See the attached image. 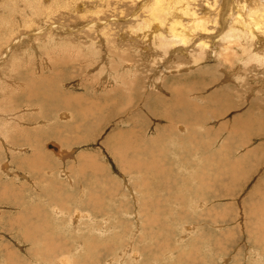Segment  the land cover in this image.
Returning <instances> with one entry per match:
<instances>
[{
  "label": "rangeland",
  "instance_id": "374dc122",
  "mask_svg": "<svg viewBox=\"0 0 264 264\" xmlns=\"http://www.w3.org/2000/svg\"><path fill=\"white\" fill-rule=\"evenodd\" d=\"M1 1L0 10L6 12L7 8L4 6L7 7L9 0ZM52 1L48 0V2ZM123 1L109 0L112 4L114 2V8L105 6L106 8L103 9L100 6L101 0H76L73 4L78 5L77 9L65 13H62V9H56L51 5L50 16H52L53 22H57V20L59 22L60 15L69 17V20L66 19L69 23L72 21L70 25L82 21L91 24V22H95V18L97 24L105 22V19L108 24L113 22V27L111 23L109 25L110 33H112L111 39L122 42V47L126 44L125 46L130 48V58L133 59L131 62L135 63L134 70H136V81L139 88L133 90L137 95L129 100L134 104L131 107H128L129 103L125 104V99L128 100L125 94L129 90L125 88V85H119L122 83L117 85L121 91L116 92L115 103L113 104L111 99H108L114 98V90L111 87L107 91L102 89L101 84H109L104 82L103 78L99 79L95 69L94 73H91L94 77L83 76L79 74L80 70L77 68L64 70V67L61 66L41 65V56H38L39 58H31L37 65L20 66L13 72L11 64L14 59H11L12 55L10 54L27 48L30 43L27 37L38 32L36 29V31H32L31 27L24 23H21L20 27L18 20L23 17L24 6L20 1L17 3L19 11L17 9L16 12L18 15L20 12V15L18 16L15 12L17 26L13 37L16 41L13 39L11 44L14 42L19 44L8 51L9 56H6L3 64H0L1 80L4 74L10 73L8 78L10 81L11 77L14 78L12 83L14 86L9 85L10 88L12 87V94L10 99L6 100L3 92L7 91L6 93H8L9 91L3 90L2 92L0 85V111L10 108V112L11 109H15L13 117L23 115L25 118L23 122H27L22 127L21 124L18 126V122L13 121L8 123L9 125L6 124L5 127V120L0 119V138L4 141L3 145L0 139V168L2 169H0V264H49L50 260L57 259L58 261V258L63 255H72L78 262L77 264H83V262L84 264H116V262L118 264H264V238L261 240L263 247L258 249L259 242H252L248 233L252 224L261 226L260 229L264 230V225H260V222L264 221V215H252L250 211V206L256 207L254 210L262 207L264 209V66L259 68L256 66L257 61H251V59L240 61V64L237 63L235 60L236 49L234 51L230 49L232 54L229 53L227 56L228 52L225 51V47H228L229 44L226 39H221V35L217 34L224 28H221V22H219L218 2H216L217 7L214 11V8L211 7L215 4L214 0H187L191 12L198 17L205 18V30L201 33L204 35L210 33L212 36L217 34V36L204 38L208 40L210 48H206L202 55L199 54L197 62L192 55L200 50L188 48L186 53L179 55H175V53L170 57V61L166 62L168 65H164L162 71L160 70L162 60H155L149 56V54L154 55L156 49H150L153 47L151 40L142 34L143 30L148 31V27H143L141 31H135L138 26H134V24L139 21H134V17L132 20L131 16L132 13L137 14L136 12H138L140 15H137L141 17L139 18L137 15L135 17L143 20L147 13L143 11V7L138 8V5L137 10L131 0ZM229 1L233 0H223L225 9H228V5L230 8ZM90 2L94 5L92 6ZM238 2L241 4V0ZM123 7L125 8L123 9ZM141 8L143 9L141 10ZM21 9L23 10L21 11ZM99 9L100 13H96V10L99 11ZM89 10L90 12H86ZM1 11L0 17L4 13ZM203 12L208 16L204 17ZM231 12L230 10L227 13ZM119 13H121L120 16ZM97 16L102 18L100 22ZM127 16L128 19H126ZM125 20L126 22H124ZM116 21L119 24L117 27L114 26L117 24ZM40 23L35 27L43 25L42 22ZM215 23L216 25H214ZM124 24L128 25V28ZM129 24L131 25L129 26ZM92 27H94L93 24ZM95 28L96 26L93 29L98 31V28ZM118 30L126 38L128 37L127 40L130 43L124 38L119 40V36H123ZM224 30L226 31V28ZM1 32L3 31L1 30ZM139 32L140 34H138ZM132 34L134 36L138 34L136 36L138 40ZM21 35H23V39L19 41ZM129 35H132L131 39ZM262 36H264V32H262ZM131 41L134 43V47H130ZM254 43V47L257 49L258 44ZM2 46L4 45L0 39V59L4 55L3 49H5ZM141 46H143V50ZM263 46L258 47L259 53L264 52ZM102 48V52H105V47ZM148 49L151 50V53ZM241 51L243 50L241 49ZM159 52L162 50L157 49L155 55ZM158 56L156 55V57ZM225 60L228 61L225 62ZM107 67L112 68L110 65ZM236 68L237 73H235ZM55 69L66 74L59 83L61 92L76 96L83 95V101L96 99V105L88 106L87 112L83 111L78 114L80 116V120L76 123L78 128L73 125L75 113L69 112L71 107L63 105L62 107L55 105V107L52 104L49 110L41 109L46 118L45 121L41 120L43 116L38 119L36 116H32L38 114L40 110L36 108L37 106L27 107L29 102L26 104L27 101L22 99V93L31 84L29 75L35 74V77L37 74L51 75L57 72ZM202 70L206 72L202 74ZM261 73L263 76L260 75ZM235 75L242 76L239 84ZM118 80L123 81V79ZM96 83L97 91L92 87ZM149 83L152 84L149 85ZM17 86L18 89L13 90ZM149 94L152 97H149ZM157 95H159L158 98ZM13 97L14 99H12ZM254 99L255 101H253ZM171 103H174L175 106ZM253 103L254 105H252ZM116 104L119 105V108L115 109ZM100 105L105 108L101 109ZM1 106H4L2 110ZM242 106L247 107L245 109L247 111ZM151 107L152 113H150ZM24 108L26 110H23ZM255 108L256 110H253ZM64 112L67 113L68 120L59 116ZM248 112H250V116L247 114ZM91 113L94 114L93 117H91ZM29 116L34 117L33 121L27 119L31 118ZM232 118L233 122H230ZM238 120L240 121L238 122ZM249 120L252 121L248 125L250 128L247 126L248 132H243L244 123L245 121L248 123ZM224 124L229 125L225 126ZM8 126L9 128H7ZM131 127H135L136 130V134H131L132 139L144 141L147 144L152 142V155L145 150L140 153L150 159L143 161L144 158L141 157L139 161L132 150L127 151V156L119 158L116 153L112 154L108 150L118 137L120 139L117 130ZM2 130L4 131L2 132ZM4 132H8L10 143L4 138ZM253 132L259 135L255 136L256 134ZM77 135L80 136L78 140L76 139ZM51 143L58 145L62 149L63 155L50 149L48 145ZM245 144L247 145L244 146ZM37 153L40 155H36ZM32 156H35L40 160L39 162L46 166L39 168L35 163L30 164ZM41 157L42 159H40ZM23 159H26L27 162L20 168L18 164ZM239 159L241 161L237 165ZM136 161L139 162V165ZM30 165L33 166L30 167ZM60 168H63V171ZM5 170L10 175L2 172ZM251 195H253L252 198ZM54 205H58L63 212L60 210L54 214L52 212ZM37 209L40 216L36 212ZM71 219L72 221L77 219V221L74 223ZM67 221H71L73 226H69ZM37 223L40 225V229L36 230L35 228L38 226L35 224ZM94 226L96 227L94 228ZM42 227L44 236H42V231H39ZM186 227L190 230H187ZM251 233L254 234V231ZM45 236L48 239L47 243L40 241ZM51 239L53 241H50ZM44 244L56 250L54 252L46 250L49 254H45L40 249ZM133 253L136 255L134 256ZM255 253L258 255L254 256ZM110 259L113 261L112 263H108ZM255 259H257L256 263Z\"/></svg>",
  "mask_w": 264,
  "mask_h": 264
},
{
  "label": "bare ground",
  "instance_id": "6f19581e",
  "mask_svg": "<svg viewBox=\"0 0 264 264\" xmlns=\"http://www.w3.org/2000/svg\"><path fill=\"white\" fill-rule=\"evenodd\" d=\"M1 1V0H0ZM3 1H6V0H3ZM1 1V2H3ZM18 1H20L22 3V5L24 6V11H23V17L21 18V20H18L20 21L19 22V25L21 27V23H24L25 25H28L29 27H31V30L32 31H36L38 30V32L36 31L35 34H31L29 36V38L27 37V40L29 39L30 40V43L28 44V47L23 49V50H17V51H14L12 52L10 55L11 56V59H14L12 61V70L13 72H15L18 67L20 66H24L27 64H32V66L35 64L37 65L35 62H33L31 60V58H34L35 57H38V56H41L40 57V60H41V65H45V66H48V67H56V66H61V67H64L63 69H70V68H77L80 70V73L81 75L83 76H88V75H91L93 76V74H91L93 72V70L95 69L97 72V74L99 75V79H102V80H105L104 82H106L107 84L109 85H102V89L104 91H107V89L109 87H111L112 90H114V98H108V99H111L112 103L114 104V100H117L116 97V92L119 90V88H117V85L118 83H122V84H119V85H125V88L129 90V92L127 94H125V97L128 99L126 100L125 99V104L129 103L128 104V107H131L133 102L129 100H132L136 95L137 93L136 92H133V90H138L139 88V85L137 84V76H136V70H134V66H135V63L134 62H131L133 59H131V53L129 52L130 48L128 46H125L126 44H124V47H122V42H116L115 40V37H114V40L111 39V34L110 33V23H106V19H105V22H102L100 24H97L98 22L94 19V21L96 22H91V24H89L90 22H85L83 23L82 22H76L74 23V25H70L72 24L70 21L67 22V17L63 16V15H60L61 16V20H63L62 22H53L51 20L52 16H50L51 14V11L50 9H52V6L53 7L55 6V8H60L62 9V13H65V12H68L70 10L72 11H75L77 9V6L78 5H74L73 3L76 1V0H51L52 2H48V0H9L7 1L6 3L8 4L7 7L4 6L5 8H7L4 12V11H1V12H4L2 13L1 17H0V29L3 31L1 32L0 30V39L2 41V47H5L4 50V55H2V59H0V64L2 63L3 64V60L6 56H9L8 55V51L11 50L13 47L17 46L19 43H13L11 44V41L14 39V31L16 30V22H15V19H16V10L18 9L19 11V8H17V3ZM102 3H100L101 7L104 9L106 7H110L112 8L114 5V2L112 4V2H109V0H101ZM123 1V0H122ZM132 2H134V5L135 8L137 7L138 5V8L140 7H143L141 8V10L143 9L144 12L147 13L146 15V18L143 19V20H139L137 17H135V15L138 14V12H136L137 14H131L132 16V20H133V17H134V21H139L137 22V24H134L138 26V28L135 30V31H141L143 27H148V31H144L143 30V33L142 34H145V37L149 38L151 40V43L153 45V47H151L150 49L152 50V48H155L156 50L157 49H160L162 50V52H159L157 53L156 55L158 57H156L155 53H156V50H155V53L154 55H150L152 57V59H158L159 61L162 60L161 62V69L160 70H164V65H168L166 64V62L170 61V57H172L175 53V55H179L180 53H184L185 51H187V49L191 48V50H193L192 48H195V49H199L200 51L198 52H194L192 57L194 58V60L196 59V62L199 60V54L201 53V55L203 54L202 52L205 51V49H209V42H208V37H216L217 34H220L221 35V39H226L227 42H228V47H225V51H227V56L229 55L230 52V49L231 50H235L236 49V52H237V57H236V62L240 64V61H243V60H248V59H251L254 60V61H257V65L259 68L263 67L264 66V52L262 53H259L258 50V47L259 46H263L264 45V40H263V37L262 36V32H264V0H241V4L238 2L240 0H233V1H229V3L231 4L230 8H229V5H228V9H225L226 7L223 6V0H214L215 1V4L211 7H213L214 11L216 10V2H218V7L219 8V17H220V20L219 22H221V28L224 27L222 30H220L217 34H215L216 36H212L210 35H204L202 34L201 32L205 30V18L203 19L202 17H198L196 14H194L193 12H191V9L189 8L188 4H187V0H131ZM213 1V2H214ZM227 1V0H225ZM94 2V1H93ZM97 2V1H95ZM106 2V4H105ZM124 2V1H123ZM127 2V1H126ZM196 2V1H195ZM5 3V4H6ZM89 3V2H87ZM125 3V2H124ZM228 3V2H227ZM78 4V3H77ZM86 4V3H85ZM90 4L92 5V2H90ZM96 4V3H95ZM117 4V3H116ZM115 4V6H116ZM126 4V3H125ZM131 4V3H130ZM226 4V3H225ZM21 5V6H22ZM94 5V4H93ZM92 5V6H93ZM118 5V4H117ZM19 6V7H21ZM22 6V7H23ZM87 6V5H85ZM106 6V7H105ZM125 6V5H124ZM221 6V8H220ZM21 7V8H22ZM71 7V9H70ZM88 7V6H87ZM91 7V6H90ZM120 7V6H119ZM131 7V5H130ZM195 7V5H194ZM54 8V9H55ZM79 8V7H78ZM95 8V7H94ZM114 8V7H113ZM125 7H123L124 9ZM138 8H136L138 10ZM208 8V7H207ZM4 9V8H3ZM82 9V8H81ZM80 9V10H81ZM90 9V8H89ZM96 9V8H95ZM121 9V8H120ZM195 9V8H194ZM23 9H21L22 11ZM79 10V9H78ZM79 10V11H80ZM86 10V9H84ZM112 10V9H111ZM119 10V9H118ZM135 10V9H134ZM212 10V9H211ZM210 10V11H211ZM232 11L231 13H227L228 11ZM50 11V13H49ZM61 11V10H60ZM100 9L99 11L96 10V13H100ZM114 11V9H113ZM129 11V10H128ZM132 11V10H131ZM130 11V12H131ZM207 11V10H206ZM86 12H90L89 11H86ZM120 12V11H118ZM126 12V11H125ZM139 12H140V9H139ZM17 13V12H16ZM57 13V12H56ZM59 13V12H58ZM93 13V12H91ZM106 13V12H105ZM110 13V12H108ZM112 13V12H111ZM143 13V12H142ZM206 13V12H205ZM213 13V12H212ZM1 14V13H0ZM84 14V13H83ZM127 14V13H126ZM204 14V12H203ZM211 15V12L209 13ZM215 14V13H214ZM217 14V13H216ZM18 15V13H17ZM19 15H20V12H19ZM18 15V16H19ZM58 15V14H57ZM58 15V16H59ZM85 15V14H84ZM96 15V14H95ZM113 15V14H112ZM121 15V13H119V16ZM123 15V14H122ZM128 15V14H127ZM140 15V13L138 14ZM137 15V16H138ZM202 15V14H201ZM205 15V14H204ZM213 15V14H212ZM92 16V15H91ZM129 16V18L131 17ZM208 16L207 14L204 16L206 17ZM47 17V19L45 20V18ZM105 17V16H104ZM117 17V16H116ZM125 17V16H124ZM123 17V19H124ZM139 17V16H138ZM141 17V16H140ZM139 17V18H140ZM214 17H216V15H214ZM18 18V17H17ZM39 18V20H38ZM67 18V19H66ZM79 18V17H78ZM85 18V17H84ZM91 18V17H90ZM98 20L100 22V20H102L101 17H98ZM119 18V17H118ZM20 19V17L18 18ZM80 19V18H79ZM110 19H113L110 17ZM126 19H128V16L126 17ZM131 19V18H130ZM210 19V18H208ZM216 19V18H215ZM219 19V18H218ZM217 19V20H218ZM56 20V19H55ZM69 20V19H68ZM92 20V19H91ZM114 20H116L114 18ZM113 20V21H114ZM211 20V19H210ZM17 21V20H16ZM85 21V20H84ZM87 21V20H86ZM130 21V20H128ZM213 21V20H212ZM211 21V22H212ZM40 22H42V26L40 25L35 27L36 25H39L41 24ZM126 22V20L124 21ZM133 22V21H132ZM152 23V24H149V23ZM215 22V20H214ZM39 23V24H38ZM88 23V25H87ZM113 23V22H112ZM111 23V24H112ZM116 23L118 24V21H116ZM208 23V21H207ZM92 24L94 25V27L96 26V28H98V31H95L92 27ZM114 24V26L116 25L119 26V24ZM121 24V23H120ZM209 24V23H208ZM131 24H129L130 26ZM216 25V23L214 24ZM228 26V29H227V26ZM46 26V28H44ZM89 26V27H88ZM125 26V24H124ZM127 28H128V25H126ZM125 26V27H126ZM19 27V28H20ZM39 27V28H38ZM43 29H42V28ZM87 27V28H86ZM112 27H113V24H112ZM115 27V28H116ZM124 27V28H125ZM95 28V29H96ZM124 28H122L124 30ZM131 28V27H130ZM219 28V29H221ZM226 28V31L224 30ZM36 29V30H35ZM146 29V28H144ZM22 30V29H21ZM24 31H26L25 29H23ZM127 30V29H126ZM130 29H128L127 31H129ZM114 31V29H113ZM120 32V30H118ZM117 31V32H118ZM225 31V32H224ZM22 32V31H21ZM27 32V31H26ZM116 32V33H117ZM223 32V33H222ZM23 33V32H22ZM121 35L123 37H120L119 36V40L120 38H124V40H127L128 37L126 38L124 36V34H122V32H120ZM128 33V32H127ZM205 33V32H204ZM26 34V33H25ZM28 34V33H27ZM140 34V32L138 33ZM137 34V35H138ZM20 35V34H19ZM24 35V34H23ZM23 35L19 36V41L20 39H23ZM120 35V34H119ZM134 36V34H132ZM131 35V36H132ZM137 35H135L134 37L137 38L138 40V37H136ZM117 36H118V33H117ZM130 36V35H129ZM131 36H130V39H131ZM141 36V35H140ZM219 36V35H218ZM13 37V38H12ZM207 39L205 40L204 38ZM133 38V37H132ZM211 38V39H212ZM141 39V38H139ZM144 39V38H142ZM15 40V39H14ZM16 41V40H15ZM121 41V40H120ZM130 41V40H129ZM215 41V39H214ZM213 41V42H214ZM124 42V41H123ZM128 42V40H127ZM132 42V41H131ZM136 42V41H135ZM150 42V41H149ZM258 44L257 45V49L256 47H254L255 43ZM126 43V42H125ZM130 43V42H128ZM138 43V41H137ZM141 43V42H140ZM139 43V44H140ZM145 43V42H144ZM143 44V43H142ZM146 44V43H145ZM212 44V43H211ZM128 45V44H127ZM130 47H134V43L132 42L131 44H129ZM148 45H150L148 43ZM151 45V46H152ZM102 47H105L106 51L102 52L103 48ZM143 46H141L142 48ZM197 47V48H196ZM264 47V46H263ZM138 49V48H137ZM146 49V48H145ZM149 50V52L151 53V50ZM241 49L243 51H241ZM133 50H135L133 48ZM132 50V51H133ZM143 50V48H142ZM147 50V49H146ZM221 50V49H220ZM222 51V50H221ZM240 51V52H239ZM22 52V53H20ZM137 52V50H136ZM144 52V51H143ZM142 52V53H143ZM153 52V51H152ZM224 52V51H223ZM15 53V54H14ZM20 53V54H18ZM138 53V52H137ZM186 53V52H185ZM207 53V52H206ZM205 53V54H206ZM146 54V53H145ZM232 54V53H231ZM14 55H16V57H13ZM22 55V56H21ZM135 55V53H134ZM148 55V54H147ZM146 55V56H147ZM142 56V55H141ZM144 56V55H143ZM223 56V55H222ZM134 57V56H133ZM202 57V56H200ZM212 57V56H210ZM7 58V57H6ZM27 58V59H26ZM39 58V57H38ZM139 58V57H138ZM137 58V59H138ZM146 58V57H145ZM216 58V57H215ZM203 59V58H202ZM226 59V58H225ZM147 60V59H146ZM209 60V59H208ZM223 60V59H222ZM221 60V61H222ZM2 61V62H1ZM24 61V63H23ZM140 61V60H139ZM201 61V60H200ZM228 60H225V62H227ZM145 62V61H144ZM148 63V61H146ZM150 62V61H149ZM156 62V61H155ZM195 62V61H194ZM203 62V61H202ZM235 62V61H233ZM152 63V62H151ZM219 63V61H218ZM256 63L254 62V65ZM112 66V68H108L107 66ZM145 65V64H144ZM201 65V64H200ZM191 66H193V64H191ZM196 66V65H195ZM229 66V65H228ZM234 66V65H233ZM240 66V65H239ZM40 67V66H39ZM38 67V69H39ZM152 67V66H151ZM163 67V68H162ZM242 67V66H241ZM255 67V66H254ZM253 67V68H254ZM257 67V68H258ZM44 68V67H43ZM46 68V67H45ZM44 68V69H45ZM139 68V67H138ZM146 68V67H144ZM193 68V67H192ZM9 69V70H11ZM37 69V68H36ZM35 69V70H36ZM59 69V67H58ZM58 69L56 70L57 72L51 74V75H41V74H37V76L35 77V74L34 75H29V81L31 82V84L28 86V88L26 89L25 92L22 93V99L24 101H27L26 104L29 102V104H27L26 106H37L36 108L40 110V112L36 115H32V116H36L37 119L38 117H42L43 114H42V111L46 108V110L50 109L52 104L53 106L55 105H58L59 107L62 105L63 106H66V107H71L69 108V112H72L73 114L75 113V116L73 118V115H72V118H73V125L76 126L78 128V125L76 123H78V121L80 120V116L78 114L82 113L83 111H86L87 112V109H88V106H93L94 104L96 105L97 102H96V99H93V100H85L83 101V95H78L76 96L75 94L71 95V93H63L61 92V90L59 89V83L62 81V79H64L65 77V73H61L60 71H58ZM202 69V68H201ZM5 70V68H4ZM73 70V69H72ZM78 70V71H79ZM144 70V69H143ZM185 70V69H184ZM188 70V68H187ZM221 70V69H220ZM233 70V69H232ZM235 73H237V68L235 69ZM253 70V69H252ZM42 71V69H41ZM223 71V70H222ZM234 71V70H233ZM254 71V70H253ZM257 71V69H256ZM11 72V71H10ZM29 72V71H28ZM39 72V71H38ZM47 72V71H46ZM77 73V71H74ZM146 72V71H145ZM203 72H206L205 70H202V74H204ZM252 72V71H251ZM5 73V72H4ZM9 73V72H8ZM73 73V72H72ZM94 73V72H93ZM160 73V72H159ZM224 73V72H223ZM225 73L227 74V72L225 71ZM234 73V72H233ZM234 73V74H235ZM243 73V72H242ZM258 73V72H257ZM255 73V74H257ZM10 74V73H9ZM7 75V74H4V76H2V80L0 78V85H1V89H2V92L3 90H8L9 92L6 93V92H3L4 93V98L7 100L10 99L11 97V94H12V87L10 88L9 85H13V81H14V78L11 77V81H10V75ZM45 74V73H44ZM225 76H228L226 75ZM240 74V73H238ZM263 73H261L260 75H262ZM24 75V74H23ZM1 76V74H0ZM79 76V75H78ZM224 76V75H223ZM224 76V77H225ZM232 76V75H231ZM234 76V75H233ZM232 76V77H233ZM263 76V75H262ZM35 77V78H34ZM94 77V76H93ZM97 77V76H96ZM142 77V76H141ZM147 77V76H146ZM151 77V76H150ZM216 77V76H215ZM81 78V77H80ZM88 78V77H87ZM235 78L238 80L237 83L239 84V80L242 79V76L241 75H235ZM253 78V77H252ZM260 78V77H259ZM21 79H27V78H21ZM73 79V78H72ZM118 79H123V81H119ZM256 79V78H255ZM90 80V79H89ZM152 80V79H151ZM263 79L261 78V81ZM8 81V82H7ZM78 81V80H77ZM86 81V80H85ZM91 81V80H90ZM228 81V80H227ZM226 81V82H227ZM241 81V80H240ZM260 81V82H261ZM16 82V81H15ZM233 82V81H232ZM19 83V82H18ZM144 83V82H143ZM147 83V82H145ZM222 83V82H221ZM246 83V82H244ZM262 83V82H261ZM64 84V83H63ZM68 84V83H67ZM113 84H115V86H113ZM152 84V83H149V85ZM16 85V84H15ZM263 85V84H262ZM14 86V85H13ZM73 86V85H72ZM82 86V85H81ZM94 89H96V91L98 90L97 89V83L95 85L92 86ZM120 87V86H119ZM10 88V89H9ZM18 89V86L15 88H13V90H17ZM85 89V88H84ZM219 89V88H218ZM241 89V88H239ZM253 89V88H252ZM257 89V88H256ZM264 89V88H263ZM88 90V89H87ZM102 90V91H103ZM145 90V89H144ZM255 90V89H254ZM85 91V90H84ZM95 91V90H94ZM121 91V90H119ZM146 91V90H145ZM252 91V90H251ZM264 91V90H263ZM69 92V91H68ZM138 92V91H137ZM241 92V91H240ZM249 92V91H248ZM246 92V93H248ZM107 93V92H106ZM143 93V92H142ZM177 93V92H176ZM217 93V92H216ZM242 93V92H241ZM252 93V92H251ZM2 94V93H1ZM9 94V96H7ZM86 94V93H85ZM94 94V93H93ZM100 94V93H99ZM102 94V93H101ZM104 94V93H103ZM88 95V94H86ZM150 95V94H149ZM240 95H243V94H240ZM254 95V94H253ZM262 95V94H261ZM264 95V94H263ZM6 96V97H5ZM93 96V95H92ZM98 96V95H97ZM101 96V95H100ZM104 96V95H103ZM159 95H157L156 97L158 98ZM113 97V96H112ZM149 97H152L151 95ZM176 97V96H175ZM178 97V95H177ZM85 98V96H84ZM148 98V97H147ZM180 98V97H179ZM178 98V99H179ZM245 98V97H244ZM257 98V96H256ZM14 99V97L12 98ZM11 99V100H12ZM19 99V98H17ZM246 99V98H245ZM100 100V99H99ZM98 100V101H99ZM10 101V100H8ZM7 101V103H8ZM15 101V100H14ZM32 101V102H31ZM166 101V100H165ZM255 101V99L253 100ZM48 102V103H47ZM51 102V103H50ZM118 102V101H116ZM263 102V101H262ZM47 103V104H46ZM89 103V104H88ZM167 103V102H166ZM5 104V102H4ZM10 104V103H9ZM13 104V103H12ZM107 104V102H106ZM251 104V103H250ZM7 105V104H6ZM11 105V104H10ZM9 105V106H10ZM109 105V103L107 104ZM134 105V104H133ZM171 105H174V103H171ZM180 105V104H178ZM254 105V103L252 104ZM251 105V106H252ZM14 106V105H13ZM12 106V107H13ZM16 106V105H15ZM18 106V104H17ZM16 106V107H17ZM25 106V105H24ZM182 106V105H181ZM180 106V107H181ZM250 106V107H251ZM257 106V105H256ZM2 107V106H1ZM4 107V106H3ZM3 107L1 108V110L3 109ZM56 107V106H55ZM87 107V108H86ZM97 107V106H96ZM101 109L102 108H105V106L103 105H100L99 106ZM243 107V106H242ZM6 108V107H5ZM95 108V107H94ZM116 108H119V105L116 104L115 106V109ZM145 108V107H143ZM244 108V107H243ZM247 107L244 108V110L246 109ZM10 109V108H9ZM9 109L5 110V111H0V119L2 118L3 120H5L6 123L5 124V127H6V124L10 123V122H18L17 125L23 127L24 123L26 122H23L25 121L24 119V116L21 115V117L19 116H14V112L16 111L15 109H11L12 111L9 112ZM28 109V108H27ZM32 109V108H31ZM43 109V110H41ZM93 109V108H92ZM100 109V111H101ZM170 109V108H169ZM251 109V108H250ZM257 109H260L257 107ZM22 110V109H21ZM23 110H26L25 108ZM120 110V109H119ZM146 110V109H145ZM241 110V109H240ZM253 110H256L253 109ZM52 111V110H51ZM96 111V110H95ZM114 111V109H113ZM137 111V110H136ZM247 111V110H245ZM245 111H243L245 113ZM250 111V110H249ZM93 112V110H92ZM109 112V111H108ZM118 112V110H117ZM155 112V111H154ZM183 112V111H182ZM252 112V111H251ZM59 113V112H58ZM68 113V111H67ZM67 113H60L61 115H59L61 118H67ZM125 113V112H124ZM150 113H152V107L150 108ZM250 112H248L247 114H249ZM71 114V113H70ZM89 114V112H88ZM243 114V113H242ZM252 114V113H251ZM78 115V116H77ZM87 115V114H86ZM85 115V116H86ZM94 114L91 113V117H93ZM181 115V114H180ZM236 115V114H235ZM58 116V118H60ZM88 116V115H87ZM120 116V115H119ZM167 116V115H165ZM187 116V115H186ZM242 116H245V115H242ZM250 116V114H249ZM31 117V116H29ZM44 117V116H43ZM41 120H45L46 121V118L44 117ZM84 117V116H83ZM201 117V116H200ZM253 117V116H251ZM251 117H246L247 119H250ZM69 118V117H68ZM67 118V120H68ZM240 118V117H239ZM257 118V117H256ZM29 121L34 119V117H31V118H27ZM26 119V120H27ZM199 119V118H198ZM236 119V118H235ZM252 119V118H251ZM260 119V118H258ZM106 120V119H105ZM254 120H256L254 118ZM260 120H263L262 118ZM28 121V122H29ZM33 121V120H32ZM129 121V120H128ZM240 120H238L239 122ZM259 121V120H258ZM83 122V121H82ZM81 122V123H82ZM98 122V121H97ZM119 122V121H118ZM130 122V121H129ZM192 122V121H191ZM230 122H233V118H232V121ZM236 122V121H235ZM262 122V121H261ZM42 123V122H41ZM70 123V122H69ZM90 123V122H89ZM99 123V122H98ZM181 123V122H180ZM228 123V122H227ZM242 123V122H241ZM252 123L251 120H249L248 123H244V126H243V132H248V130H246L247 126L250 125ZM257 123V121H256ZM259 123V122H258ZM1 124V123H0ZM3 124V125H4ZM15 124V123H14ZM46 124V123H44ZM94 124V123H93ZM120 124V123H119ZM125 124V123H124ZM230 124V123H229ZM229 124H224L225 126L229 125ZM254 124V123H253ZM252 124V126H253ZM261 124V123H260ZM9 125V124H8ZM16 125V126H17ZM121 125V124H120ZM171 125V124H170ZM185 125V124H184ZM200 125H203V124H200ZM223 125V126H224ZM256 125V124H255ZM258 125V124H257ZM262 125V124H261ZM82 126V125H80ZM86 126H88L86 124ZM100 126V125H99ZM180 126V125H179ZM178 126V128H179ZM224 126V127H225ZM237 126V125H236ZM251 126V127H252ZM120 127V126H119ZM238 127V126H237ZM242 127V125H241ZM249 127V126H248ZM263 127V126H262ZM9 128V126L7 127ZM11 128V127H10ZM73 128V127H72ZM239 128V127H238ZM250 128V127H249ZM254 128V126H253ZM22 129V128H21ZM75 129V128H73ZM115 129V128H113ZM241 129V128H239ZM1 130V129H0ZM24 130V128L22 129ZM26 130V129H25ZM56 130V128H55ZM116 130V129H115ZM228 130V128H227ZM238 130V129H237ZM241 130V131H242ZM251 130V129H250ZM4 130H2L3 132ZM70 131V130H69ZM117 134L120 136V139L119 137L111 144L110 148L108 149L112 154L113 153H116L117 157L119 156V158H122L126 155L127 151L129 150H132L134 152V156H136L139 161L141 160V157H143V161H146L147 159H150L149 157H144L143 155H141L140 153H142L143 151L142 150H145L147 151L150 155H152V142L150 144H147L146 142H140V141H137L136 139H132V135L131 134H134L136 132L135 130V127H131V128H127L124 130L123 129H118L117 130ZM232 131V130H230ZM261 131V130H260ZM24 132V131H22ZM55 132V131H54ZM182 132V131H181ZM233 132H235L233 130ZM256 132V131H255ZM253 132V133H255ZM66 133V132H65ZM115 133V132H114ZM241 133V132H240ZM257 133V132H256ZM255 133V134H256ZM136 134V133H135ZM248 134V133H247ZM253 134V135H255ZM150 135V134H149ZM192 135V133H191ZM252 135V134H251ZM259 135V134H258ZM257 134L255 136H258ZM261 135V133H260ZM4 138L6 139V141H9L8 137H9V134L8 132H4ZM57 136V135H56ZM20 137V136H19ZM109 137V136H108ZM107 137V138H108ZM253 137V136H252ZM250 137V138H252ZM12 138V137H11ZM29 138V137H28ZM92 138V137H91ZM255 138V137H254ZM1 139V138H0ZM62 139H64L62 137ZM76 139H80V136L77 135L76 136ZM259 139V137H258ZM11 140V139H10ZM2 141V139H1ZM108 141V140H107ZM217 141V140H216ZM223 141V140H222ZM4 141H2V144H3ZM65 142V141H64ZM96 142V141H95ZM198 142H199V139H198ZM218 142V141H217ZM6 143V142H5ZM10 143V141H9ZM16 143V142H15ZM247 143V142H246ZM18 144V143H17ZM248 144V143H247ZM247 144H245L244 146H246ZM0 145H1V142H0ZM4 145V144H3ZM7 145V144H6ZM10 145V144H9ZM51 145L55 146L57 150H54L53 148L50 147V149L54 150L55 152H57V154H60V155H63V151L61 148H59L58 145H55V144H52ZM208 145V144H207ZM250 147V146H249ZM21 148V147H20ZM14 149V147H13ZM23 149V148H22ZM47 149V148H46ZM263 149V148H262ZM24 150V149H23ZM32 153V152H31ZM23 154V153H22ZM40 155V153H37L36 155ZM111 154V155H112ZM210 154V153H209ZM250 154V153H249ZM72 155V154H71ZM149 155V156H150ZM23 156V155H22ZM55 156V155H54ZM127 156V155H126ZM12 157V156H11ZM33 157V156H32ZM57 157V156H56ZM64 157V156H63ZM72 157V156H70ZM60 158V157H58ZM42 159V157L40 158ZM70 159V158H69ZM15 160V159H14ZM47 160V159H46ZM73 160V159H71ZM115 160V159H114ZM119 160V159H118ZM243 160V159H242ZM31 163H35L39 168L41 167H45L46 165L44 163H41L39 162L40 160L35 158V156L32 158V160H30ZM34 161V162H33ZM151 161V160H150ZM241 159H239L237 161V165H239ZM22 162V163H20ZM26 159L22 160V161H19V164L18 166L21 168L25 163H26ZM82 162V161H81ZM137 162V161H136ZM48 163V162H47ZM74 163V162H73ZM235 163V162H234ZM239 163V164H238ZM3 164V163H2ZM13 164V163H12ZM11 164V165H12ZM137 164L139 165V162H137ZM144 164V163H143ZM8 165V164H7ZM15 165V164H14ZM26 165V164H25ZM119 165V164H118ZM236 165V164H234ZM233 165V166H234ZM236 165V166H237ZM3 166V165H2ZM17 166V167H18ZM33 166V165H30V167ZM92 166V165H91ZM12 167V166H11ZM28 167V166H27ZM226 167V166H225ZM3 168V167H2ZM92 168V167H91ZM131 168H133V166H131ZM235 168V167H234ZM1 169V168H0ZM8 169V168H6ZM43 169V168H42ZM62 169L63 171V168H60ZM82 169V168H81ZM134 169V168H133ZM2 170V169H1ZM94 170V169H93ZM100 170V169H99ZM10 171V170H9ZM15 171V170H14ZM4 172L5 174L7 175H10V173L5 170V171H2ZM1 172V173H2ZM11 172V171H10ZM61 172V171H60ZM68 172V171H67ZM128 172V171H127ZM16 172H14L15 174ZM27 173V172H26ZM66 173V172H65ZM12 174V172H11ZM23 174V173H22ZM60 174V173H59ZM16 175V174H15ZM14 175V176H15ZM18 175V174H17ZM2 176V175H1ZM19 176V175H18ZM56 176V175H55ZM62 176V175H61ZM16 177V176H15ZM20 177V176H19ZM22 177H24V175H22ZM27 177V175H26ZM25 178V177H24ZM198 178V177H197ZM228 179V178H227ZM9 180V179H8ZM31 180V179H30ZM22 181V180H21ZM24 181V179H23ZM34 181V180H33ZM208 182V181H207ZM62 185V184H61ZM7 186V185H6ZM17 186V185H16ZM33 187V186H32ZM36 188V187H35ZM48 190V189H47ZM22 192V191H21ZM55 192V191H53ZM51 192V193H53ZM256 192V191H255ZM259 192V191H258ZM46 193V192H45ZM251 193V191H250ZM57 194V193H56ZM208 194V193H207ZM249 194V193H248ZM50 195V194H49ZM58 195V194H57ZM255 195V193H254ZM260 195V194H259ZM253 197V195H251V198ZM29 198V197H28ZM31 198V197H30ZM54 199V197H52ZM51 200V199H50ZM259 201V200H258ZM2 202V201H1ZM55 202V201H54ZM246 202V201H245ZM252 203V202H251ZM255 204V203H254ZM92 205V204H90ZM251 205V204H250ZM262 205V204H261ZM15 206V205H14ZM17 206V205H16ZM93 206V205H92ZM91 206V207H92ZM202 206V205H201ZM257 206V205H256ZM21 207V206H20ZM199 207V206H197ZM256 207H251L250 206V211H251V214L252 215H258V216H263L264 215V209L263 207L260 208V209H256L254 210ZM61 209H59L58 205H54L52 207V212L54 214H57L58 212H60ZM35 211V209H34ZM78 211V210H77ZM258 211V212H256ZM37 214L40 216V214L38 213V209L36 210ZM51 212V213H52ZM61 212H63L61 210ZM79 212V211H78ZM52 213V214H53ZM70 213V212H69ZM135 213V212H134ZM81 214V213H80ZM86 214V213H85ZM37 215V216H38ZM76 215V214H75ZM87 215V214H86ZM63 216V215H62ZM82 216V215H81ZM94 216V215H93ZM72 217H75V216H72ZM71 217V218H72ZM37 218V217H36ZM69 218V217H68ZM78 218V217H77ZM105 218V217H104ZM261 218V217H260ZM40 219V218H39ZM75 219V218H74ZM38 220V219H37ZM257 220V219H256ZM255 220V221H256ZM35 221V220H34ZM41 221V220H40ZM72 221V219H71ZM68 222L69 223V226H73V221L72 222ZM77 221V219L75 220ZM74 221V223H75ZM79 223V222H77ZM82 223V222H81ZM42 224V223H41ZM36 227L35 229L37 230V228L40 229V225L37 223L35 224ZM76 225V224H75ZM242 225V224H241ZM260 225H264V221H261L260 222ZM46 226V225H45ZM60 226V225H59ZM97 226V225H96ZM94 226V228L96 227ZM119 226V225H118ZM186 226V225H185ZM244 226V225H243ZM63 227V226H62ZM153 227V226H152ZM190 227V226H189ZM192 227V226H191ZM47 228V227H46ZM261 226H254L253 224L251 225V227L248 229V233H249V238L252 242H259V244H257L258 246V249H260V247H263L261 245V240L264 238V230L263 229H260ZM98 229V228H97ZM95 229V230H97ZM187 229V227H186ZM255 229V230H253ZM45 230V229H44ZM55 230V229H54ZM63 230V229H62ZM66 230V229H65ZM187 230H190L187 229ZM193 230V229H192ZM254 231V234H252L251 232ZM39 231H42V236H44V232H43V227L41 228V230ZM100 231H102L100 229ZM113 231V230H112ZM183 231H184V228H183ZM38 232V231H37ZM92 232V231H91ZM190 232V231H189ZM35 233V232H34ZM103 233V232H102ZM36 234V233H35ZM184 234V233H183ZM41 236V235H39ZM47 236H45L42 240L40 239V241L42 242H46L48 241V239H46ZM98 237V236H97ZM184 237V236H183ZM59 238V237H57ZM65 239V238H64ZM36 240V239H35ZM50 241H53L52 239ZM10 244V243H9ZM29 244V243H28ZM64 244V243H63ZM115 244V243H114ZM51 245V244H50ZM61 246V245H60ZM135 247V246H134ZM29 248V247H28ZM49 246H47V244H44L43 247H41L40 249L43 250V252L45 254H49L46 252V250H49V251H55L56 249L51 247L49 248ZM264 248V247H263ZM75 249V248H74ZM117 249V248H116ZM128 249V247H127ZM71 250V249H70ZM104 250V249H103ZM102 250V251H103ZM129 250V249H128ZM72 251V250H71ZM130 251V250H129ZM256 251V250H255ZM113 252H116V251H113ZM123 252H125V250H123ZM137 253V252H136ZM126 254V253H125ZM134 254V253H133ZM96 255V254H95ZM100 255V254H99ZM136 254H134L135 256ZM258 255V253H255L254 256ZM59 257V256H58ZM76 260V259H75ZM74 260V257L72 255H63L62 257H59L58 258V261L57 259H53V260H50L49 261V264H77L78 262H76ZM113 261L110 259L108 260V263H112ZM119 262V261H118ZM257 262V259H255V263ZM81 264V263H80ZM84 264V262H83ZM116 264H118L116 262ZM254 264V263H253Z\"/></svg>",
  "mask_w": 264,
  "mask_h": 264
},
{
  "label": "water",
  "instance_id": "95a60500",
  "mask_svg": "<svg viewBox=\"0 0 264 264\" xmlns=\"http://www.w3.org/2000/svg\"><path fill=\"white\" fill-rule=\"evenodd\" d=\"M48 147H49V148L51 147V148H53L54 150H57L56 147L53 146V145H51V144H49Z\"/></svg>",
  "mask_w": 264,
  "mask_h": 264
}]
</instances>
